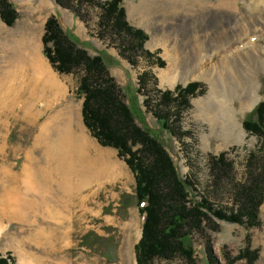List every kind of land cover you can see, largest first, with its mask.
<instances>
[{
	"label": "rangeland",
	"instance_id": "1",
	"mask_svg": "<svg viewBox=\"0 0 264 264\" xmlns=\"http://www.w3.org/2000/svg\"><path fill=\"white\" fill-rule=\"evenodd\" d=\"M9 1L17 10V17L8 25L0 16V24L3 21L8 25L4 29L0 27V84L4 88L0 92V170L12 166L21 173V180L12 182L0 172V197L10 192L19 198L14 208L8 209L9 215H0V252L9 254L10 264H139L136 244L142 235L144 214L136 203L135 175L126 159L119 156L118 149L101 144L85 125L84 96L77 93L83 71L61 74L43 54V18L52 1L58 7L56 16L63 30L71 35L75 46L91 56H103L109 74L119 86L121 99L132 107L134 123L151 131L150 135L161 142L173 160L179 177L189 180L187 205L192 206L194 199L206 197L216 208L227 212L237 208L236 190L248 175L251 152L258 151L260 146L259 135L244 127V119L264 101V50L259 57L244 53L221 60L219 49L220 42L247 19L242 10L252 0H231L239 9L221 12L213 10L218 0H200L207 4V10L195 6L186 12L178 10L175 1L122 0L126 21L147 33L144 49L157 52L164 60L163 65L158 64L156 56L128 45L127 38L111 27L100 26L103 10L96 3L80 5L84 20L75 16L81 26L70 28L67 18L72 11L55 0H14L18 8L14 1ZM185 1L189 5V0ZM63 11L66 17L61 15ZM172 24L176 25L170 28ZM101 32L105 37L99 36ZM257 35L258 49H263L264 30ZM154 37L158 46L151 47ZM174 37L179 40V48L188 52L180 59V70L193 69L204 52L211 57L200 62L194 75H180L172 84L163 82L159 75V69L168 64L159 41L163 43L165 38ZM204 44L206 51L200 49ZM49 45L52 47V42ZM35 65L48 66L61 80L64 90L58 92L46 86L45 76L37 72ZM213 69L216 70L212 72ZM210 70L211 77H204ZM211 78L216 93L206 112L200 114L196 101L210 94ZM186 81H198L199 87L180 106L181 110L177 107L171 110L168 130L167 122L156 116L155 107L162 101L164 91L174 90ZM246 90L256 93L253 99L258 95L262 99L242 109L236 96ZM224 93L234 94L231 106L235 107V116L247 134L244 140L228 136L230 123L225 122L226 118L216 107L223 103ZM69 104L85 134L105 153L98 156L92 148L86 154L87 163H84L88 165L85 164L84 175L61 178L47 163L45 146L35 144L41 128L55 117L59 108ZM211 107L214 108L210 110ZM208 114L212 116V124L206 119ZM224 135L228 137L226 141ZM127 145L147 161L150 153L143 144L129 141ZM222 154L229 163L221 169L224 172L214 164V159ZM29 155L37 162L30 161ZM28 167L38 172L37 184L32 190L26 189L28 179L24 172ZM2 181L13 190L3 189ZM204 211L208 214L201 224L189 230L195 249L194 262L176 253L169 258L155 257L149 264H264V200L258 209V225L222 219Z\"/></svg>",
	"mask_w": 264,
	"mask_h": 264
},
{
	"label": "trees",
	"instance_id": "2",
	"mask_svg": "<svg viewBox=\"0 0 264 264\" xmlns=\"http://www.w3.org/2000/svg\"><path fill=\"white\" fill-rule=\"evenodd\" d=\"M55 1L70 9L82 20L84 16L79 6L85 2L98 4L103 10L100 26L111 27L113 31L127 38L128 45L142 49L152 57L156 56L158 64H164V60L156 55L157 52L144 49V41L148 35L142 28L132 26L126 21L122 0ZM0 16L8 25H12L17 17L13 3L0 0ZM99 36L103 38L105 34L101 32ZM51 42L52 47L49 45ZM74 42L71 35L63 30L57 16L50 15L43 35L45 56L61 74L72 73L77 69L83 71L77 93L84 96V123L101 144L118 149L119 156L126 159L135 175L136 203L144 214L142 235L136 244L139 264H149L155 257L169 258L176 253H182L194 262L195 249L189 230L201 224L202 218L208 214L204 209L222 219L246 222L250 225L260 223L258 209L264 200V101H260L244 119V127L259 135L260 146L258 151L251 152L247 163L248 175L236 190L237 208L227 212L216 208L206 197L194 199V205L188 206L189 180L179 177L173 160L161 142L150 135L151 131L148 129L147 132L134 123L132 107L121 99L119 86L109 74L103 56H91L86 50L76 47ZM198 87V81H190L187 85L178 84L174 90L162 93L163 99L156 105L155 109L158 111H155V114L160 116L163 123L167 122L166 127L170 125V114H173L171 110L174 107H177L178 111L181 110L180 106L188 102L189 96L194 94ZM160 108L163 110L159 111ZM129 141L133 144H143L144 148L148 149L150 154L146 156L147 161L130 150L127 145ZM224 154L214 159L215 168L220 172L229 164L225 161ZM8 259L9 254L0 252V264H10Z\"/></svg>",
	"mask_w": 264,
	"mask_h": 264
},
{
	"label": "bare ground",
	"instance_id": "3",
	"mask_svg": "<svg viewBox=\"0 0 264 264\" xmlns=\"http://www.w3.org/2000/svg\"><path fill=\"white\" fill-rule=\"evenodd\" d=\"M169 1H175L176 8H178V10H184L185 12L186 10L189 11L192 10L193 8H195V6L196 7L203 6L204 8H206V10L208 7L205 6L207 4H205L200 0H189L188 1L189 5L185 3L187 2L185 0H169ZM234 2L235 1L232 2L231 0H218V3L215 4V6H213V10H218L221 12L230 9H239V7H237L236 2L235 3ZM132 10L138 12V9L136 8H133ZM242 12L244 15L247 16V19L244 21L243 24L242 23L239 24L237 21L238 28L235 29L230 34L231 35L230 37L227 35L228 38L226 37L227 38L226 40H222L220 42L221 48L219 50H220L221 60L227 59L231 56L237 58L238 56H242L244 53L250 54V56L253 55L254 57H259L260 55H262L261 51H263L264 48L258 49L259 46L256 43V38L258 36L257 34L264 30V0H252V2L246 3V6L242 10ZM175 25L174 24L170 25V28ZM156 40H157L156 37H154L149 45L151 47L158 46ZM178 41L179 40L176 39L175 37L170 40L168 38H165V42L163 43H160L159 41V45L161 44L164 47L165 55L167 56L168 59V64L166 68L159 69V75L162 78L163 82L167 81L169 83L174 84L180 75L187 77L194 75L195 68L199 66L200 62L203 61L205 62V59L208 56L211 57V54L204 52L202 53V55H200V62L197 63L198 65L196 64V66L193 69L180 70L179 69V64L181 61L180 59L185 57V55L188 52L184 48L183 49L179 48ZM200 49L202 51H206L205 44L202 45ZM34 68L37 70V72L40 75L45 76L44 82L46 86L58 92H62V89L64 90L61 80L57 78L56 74L52 72V70H50L48 66L43 67V66L35 65ZM215 70L216 69H213L212 72ZM212 72L211 70L206 72L204 77L206 78L211 77ZM255 83H258V81H256ZM1 86L2 85L0 84V92L2 93L4 88H2ZM215 88H216L215 84L211 78L210 94L206 97L197 99L196 101L199 107L198 112L200 114L205 113L206 110L208 109L207 107H209L208 105H210V100L212 99L213 95L216 93ZM231 93H224L223 95L224 99L222 101L223 103H221V105H216V107L220 108L222 112V116L226 118L225 122L230 123L228 127V136L230 138L240 137L242 140H244L247 134L244 131L241 122L235 116V111H236L235 107L231 106L233 102L232 99H234L233 97L234 94ZM230 94H231V98H230ZM239 94L240 96H236V99L240 100L242 109L251 107L260 98V95H258L255 99H253L252 97L255 96L254 94L256 93L254 94L249 93L248 90L241 92ZM68 106L69 107L66 108H63L62 106L61 108L58 109V111L56 109L57 111L56 115L53 113L55 117L49 121L47 120L48 122L41 128L40 135L37 137L36 139L37 142L35 144L36 146L42 143L45 146L44 157L46 158L47 163L49 162L52 165L53 170L56 173H58L59 176H61V178L63 177L70 178L73 174L80 176L84 175L86 171L85 164L87 163V161H85L86 154L92 148L96 150L98 156H101L102 153H105L104 151L100 150V148L96 147L94 143H92V141L83 131V128L79 123V121L75 119L76 115H74V109L70 106V104ZM213 108L214 107H211L210 110H212ZM206 119H209L210 123L212 124L213 120H212V116L210 118V114L207 115ZM223 137L225 141L228 139V137H226L225 135ZM29 160L32 161L33 163L37 162V159L32 157L31 155H29ZM0 172L3 175V177L9 178L10 180H12V182L21 180V173L14 171L12 166L11 168L3 167L0 170ZM24 174L27 175V179H28L27 180L25 177V179L27 180L25 182L26 189L27 190L34 189L35 185L37 184V182H35L36 176H38L37 170H35L33 167H28L26 173L24 172ZM2 183H4V181H2ZM7 185H8L7 183H4L3 189L7 188ZM5 190L11 191L13 190V187H8ZM14 195L15 194L13 193L10 194V192H8L7 196L2 195V197H0V215L1 214L9 215L8 209L10 210V208H14L15 204H17L19 198H17L18 196L15 197Z\"/></svg>",
	"mask_w": 264,
	"mask_h": 264
},
{
	"label": "crops",
	"instance_id": "4",
	"mask_svg": "<svg viewBox=\"0 0 264 264\" xmlns=\"http://www.w3.org/2000/svg\"><path fill=\"white\" fill-rule=\"evenodd\" d=\"M12 1H14V0H12ZM15 2V4H16V7H17V2L16 1H14ZM43 3V2H42ZM41 3V4H42ZM49 5H47L48 6V8H50V10H49V12L47 13V15L43 18V21H44V27H45V23H46V21H47V19H48V17L50 16V15H52V14H55V15H57V11H58V7L56 6V4L52 1L51 3H48ZM46 6V7H47ZM18 8V7H17ZM60 13V12H59ZM65 15V12L63 11L62 13H61V15ZM70 18L68 17L67 19L69 20V24H68V26H70V28H72V27H74V26H81V21H79V19L78 18H76L75 17V14L72 12L71 14H70ZM65 17H66V15H65ZM2 23V25L0 24V27H1V29H4L5 27H8V25L5 23V22H1ZM38 44L40 45V43L38 42ZM39 47V46H38ZM23 50V49H22ZM44 54V53H43ZM45 56V55H44ZM46 57V56H45Z\"/></svg>",
	"mask_w": 264,
	"mask_h": 264
},
{
	"label": "water",
	"instance_id": "5",
	"mask_svg": "<svg viewBox=\"0 0 264 264\" xmlns=\"http://www.w3.org/2000/svg\"><path fill=\"white\" fill-rule=\"evenodd\" d=\"M189 81H186V82H184L183 84H187ZM262 98L260 97L257 101H256V103L255 104H257L260 100H261ZM254 104V105H255Z\"/></svg>",
	"mask_w": 264,
	"mask_h": 264
}]
</instances>
